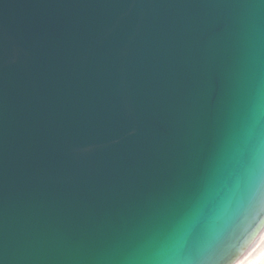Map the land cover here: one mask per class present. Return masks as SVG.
<instances>
[{"label":"water","instance_id":"obj_1","mask_svg":"<svg viewBox=\"0 0 264 264\" xmlns=\"http://www.w3.org/2000/svg\"><path fill=\"white\" fill-rule=\"evenodd\" d=\"M257 98L264 0H0V264H125Z\"/></svg>","mask_w":264,"mask_h":264},{"label":"clouds","instance_id":"obj_2","mask_svg":"<svg viewBox=\"0 0 264 264\" xmlns=\"http://www.w3.org/2000/svg\"><path fill=\"white\" fill-rule=\"evenodd\" d=\"M191 189L163 202L125 264H264V98L248 103L207 155Z\"/></svg>","mask_w":264,"mask_h":264}]
</instances>
